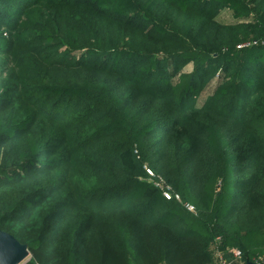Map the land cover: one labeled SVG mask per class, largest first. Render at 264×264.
Here are the masks:
<instances>
[{"label": "trees", "instance_id": "trees-1", "mask_svg": "<svg viewBox=\"0 0 264 264\" xmlns=\"http://www.w3.org/2000/svg\"><path fill=\"white\" fill-rule=\"evenodd\" d=\"M0 228L25 264H264V0H0Z\"/></svg>", "mask_w": 264, "mask_h": 264}, {"label": "water", "instance_id": "water-1", "mask_svg": "<svg viewBox=\"0 0 264 264\" xmlns=\"http://www.w3.org/2000/svg\"><path fill=\"white\" fill-rule=\"evenodd\" d=\"M29 257L27 246L0 228V264H21ZM248 264L256 263L249 262Z\"/></svg>", "mask_w": 264, "mask_h": 264}, {"label": "built area", "instance_id": "built-area-1", "mask_svg": "<svg viewBox=\"0 0 264 264\" xmlns=\"http://www.w3.org/2000/svg\"><path fill=\"white\" fill-rule=\"evenodd\" d=\"M250 45V44H247ZM148 175H152L151 171L149 169L146 170ZM161 189V194L166 200H171L172 196L171 194L162 186V185H157ZM176 199H178V196H175ZM179 200V199H178ZM188 209L192 211V207L189 206ZM231 255H232V260H227L223 254L217 253V263L216 264H232L233 262H238L241 259V253L237 249L231 250Z\"/></svg>", "mask_w": 264, "mask_h": 264}, {"label": "rangeland", "instance_id": "rangeland-1", "mask_svg": "<svg viewBox=\"0 0 264 264\" xmlns=\"http://www.w3.org/2000/svg\"><path fill=\"white\" fill-rule=\"evenodd\" d=\"M219 20L222 21V22H224V23H225V22H228V21H229V15H228V13H227V12H223V13L220 15V19H219ZM191 68H192V66H191V65H188V66L184 69V71H185V72H190V71H191ZM215 84H216V81L214 80V81L211 83V85H210L208 88L205 89V91L203 92L202 97H201V99H200V102L204 99V97H205L208 93L211 92V90H213ZM28 259H29V258H27V259H26L24 262H22L21 264H25L26 261H27Z\"/></svg>", "mask_w": 264, "mask_h": 264}]
</instances>
